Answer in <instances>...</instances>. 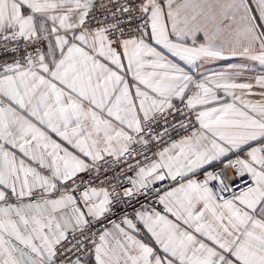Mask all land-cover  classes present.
Segmentation results:
<instances>
[{
    "label": "snow or ice",
    "instance_id": "6c2138e0",
    "mask_svg": "<svg viewBox=\"0 0 264 264\" xmlns=\"http://www.w3.org/2000/svg\"><path fill=\"white\" fill-rule=\"evenodd\" d=\"M0 54V264H264V0H0Z\"/></svg>",
    "mask_w": 264,
    "mask_h": 264
},
{
    "label": "crops",
    "instance_id": "0c3cea01",
    "mask_svg": "<svg viewBox=\"0 0 264 264\" xmlns=\"http://www.w3.org/2000/svg\"><path fill=\"white\" fill-rule=\"evenodd\" d=\"M232 63L233 64L246 63V67L248 69V72L246 73V75L249 77L264 75V66H261L260 64L256 62H252V61L243 62V61H240L239 59H234L232 60ZM225 67H227V65L223 64L222 62H216V63H212L208 65L207 70L209 72H215V71H220L224 69Z\"/></svg>",
    "mask_w": 264,
    "mask_h": 264
},
{
    "label": "built area",
    "instance_id": "2783aa9c",
    "mask_svg": "<svg viewBox=\"0 0 264 264\" xmlns=\"http://www.w3.org/2000/svg\"><path fill=\"white\" fill-rule=\"evenodd\" d=\"M10 58H11L10 56H5L3 54H0V62H4L5 60H8ZM154 150L155 149H153V151ZM143 202H144L143 198L141 197L140 203H143ZM139 206H140L139 203H136L135 201L133 202V207L139 208ZM118 207L121 209V211L117 212L116 215L112 216V219L116 220V221H118L120 219V217L123 215L124 211H127L129 214H131L132 210H133L131 207H127L125 205H120ZM105 224H107V221H105ZM97 227H100V226L97 225Z\"/></svg>",
    "mask_w": 264,
    "mask_h": 264
}]
</instances>
